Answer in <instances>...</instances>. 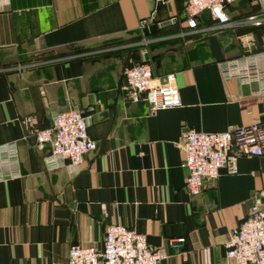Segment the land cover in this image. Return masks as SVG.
Wrapping results in <instances>:
<instances>
[{"label": "crops", "instance_id": "crops-1", "mask_svg": "<svg viewBox=\"0 0 264 264\" xmlns=\"http://www.w3.org/2000/svg\"><path fill=\"white\" fill-rule=\"evenodd\" d=\"M158 1L0 0V146L16 147L0 181V264H67L71 245L101 250L109 224L163 249L160 264H234L225 243L255 202L264 205V156L228 163L191 197L180 145L185 130L264 123L259 84L222 71L264 50V25L245 21L262 5L238 0L225 7L230 24L207 31V12L191 30L186 0ZM142 62L152 84L176 75L179 107L149 114L131 100L122 71ZM69 110L90 116L96 150L78 168L49 170V145H36L24 119L46 129ZM179 237L175 250L168 241Z\"/></svg>", "mask_w": 264, "mask_h": 264}, {"label": "built area", "instance_id": "built-area-1", "mask_svg": "<svg viewBox=\"0 0 264 264\" xmlns=\"http://www.w3.org/2000/svg\"><path fill=\"white\" fill-rule=\"evenodd\" d=\"M238 0H186V27L196 30L198 17L207 12L215 25L207 31L227 27L230 19L225 7ZM262 10L245 18L246 23L264 25V0H258ZM140 27H146L144 21ZM226 78H237L244 84H259L255 93L264 95V50L223 66ZM125 89L132 101L146 102L148 113L172 109L181 105L174 73L165 77L161 84H152V69L142 62L123 68ZM91 118L76 110L56 113L52 125L38 129L28 116L24 124L30 128L40 148L49 145L45 166L55 170L68 164L78 168L83 157L96 150V142L88 135ZM181 166L186 171L185 188L189 196L202 192L205 184H214L219 171L228 163L232 166L240 157L264 156V123L252 121L224 132L205 133L185 130L182 133ZM15 144L0 146V181L10 178L9 169L16 163ZM106 214V213H105ZM169 246L181 250L184 237L170 239ZM168 255L161 248L148 244L145 235L121 224H109L105 230L103 248L85 247L78 244L68 249L67 264H160ZM225 257L234 264H264V205L255 202L248 215L230 231L225 243Z\"/></svg>", "mask_w": 264, "mask_h": 264}, {"label": "water", "instance_id": "water-1", "mask_svg": "<svg viewBox=\"0 0 264 264\" xmlns=\"http://www.w3.org/2000/svg\"><path fill=\"white\" fill-rule=\"evenodd\" d=\"M161 5V0H159L158 1V3H157V6L159 7ZM149 30H150V32H154L155 31V25H151L150 27H149Z\"/></svg>", "mask_w": 264, "mask_h": 264}]
</instances>
